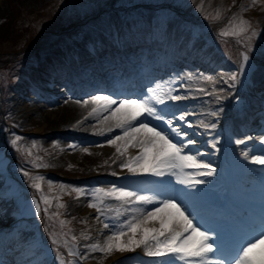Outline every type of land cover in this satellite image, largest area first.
Listing matches in <instances>:
<instances>
[{
  "label": "rangeland",
  "instance_id": "rangeland-1",
  "mask_svg": "<svg viewBox=\"0 0 264 264\" xmlns=\"http://www.w3.org/2000/svg\"><path fill=\"white\" fill-rule=\"evenodd\" d=\"M159 1L162 0H0V133L5 132V140L9 142L12 133L21 136L25 140H29L30 142L25 148L19 149V147L17 149L26 153H28L30 150L31 154L34 153L35 155H38V157H40V161L36 160L37 163H43L48 165V167L40 168L47 170L52 169L53 171H60L63 175L69 176L94 175L97 173H105L113 177L114 175H112V173H117L120 170V160H116V155H114L116 152L115 147L106 144L107 139H110L112 138V136L119 134V131H116L117 129H114L111 133L105 132L104 135L96 136V139L94 138L91 143L85 145V148L88 149V152H84L83 149H79L77 152V150H70L69 146L67 147V145H70V143L73 144V140L68 141L65 137L62 136H51L49 134L43 133L49 129L54 128H71V125L73 126L74 123H77L74 122L75 117L73 119H69L67 122L61 125L54 123L51 120L52 118H50V120L48 121V119L45 118L43 115H39L38 117H31V114L29 112H34L35 105L40 106V103H47L48 108L45 106H42V108L46 110L48 109L49 111L52 110V107L57 108L62 105L58 102L50 103V98L54 99L56 97H59L60 93H58L52 85L47 84V82L53 83V79H55V77L53 75V72L49 70L48 67H44V65L47 64V62L49 61L50 64H52L53 55H51V52L56 51L55 49H58V39L55 38V31L59 30L60 28H63V30L65 31H70L76 25H80L77 20L81 18L87 20L86 22H90L93 24L95 22H98L99 27L105 25L106 23L108 24L107 26H110V17H112L113 15L126 16L127 9L131 5L130 3L139 2L141 7L140 11L145 13V15L148 14V19H150L151 17L155 18V23L152 24V27L155 30L154 34L157 38L162 39L160 35H162V32L164 31L161 29H157L155 27V24H168V26H171L175 29L177 27H184L183 25H179L182 23L180 17L172 15L165 16L163 14V10L158 6H155L157 7L156 9L152 8L154 6L152 5V3L156 4ZM166 1L179 3L180 6H184V9H182L183 11L188 6L192 7V10L194 12L193 19L195 18L196 20L207 21L208 27L215 25L216 28H219V32L217 34H215V32L212 30L208 32V28L204 30L206 35L209 36L213 41H218L221 43L220 46L224 52H217L218 56L224 55L229 58L228 51H230L231 53L232 51H234L235 54H237L238 52L240 53V49H246V45H248L249 43V41H246L248 40L247 35L243 36L242 38L223 37L220 35L221 29L225 28V26L228 25L229 20H226L227 17H229V19H232L234 23H238L240 19L250 21L252 28L255 29L258 33H260L256 36L257 39L263 40V36L261 33L262 30L258 27L257 24L264 23V0H256V3L258 4V9L256 7L253 8V10H251V5L246 8H240V6L245 5L248 0ZM249 1H251L250 4H253V0ZM98 2L100 3L101 8L97 13L93 14L95 11V5ZM126 4L128 5L127 9L120 8L121 6H124ZM192 4L194 6H192ZM232 11H235V13H232ZM196 12H199V16H196ZM215 12L219 13V19H212V17L216 15ZM234 17L235 19H233ZM162 19L164 20L162 21ZM253 21H255L256 23H254ZM39 26L42 27V29L39 32H36L37 27ZM147 29L151 28L148 27ZM248 35H250V33ZM231 42L234 43L230 44ZM234 44L236 46V49L231 47V45ZM207 46L208 47L204 46L203 48H200L201 59L203 60L205 59V57L207 60L211 58L212 53L208 50L210 49L212 51L214 43L208 44ZM251 50L257 55L264 56L263 42L261 41L259 44H251ZM61 51L62 50H60L59 52ZM252 51H250V53ZM243 53L244 51L241 53V55ZM77 57L78 56H76V58ZM32 59L37 61L36 65L31 63ZM13 60H20V64L22 65V67H32L34 71L32 79H36L39 85H41L46 90L42 91L38 89L36 86L30 83V80L26 79V83L30 86L26 87L25 90L22 91V87L24 86V79H15L19 78L17 74H23L24 70L21 68L18 69V65L16 63H13L12 70L6 68V66ZM241 62L242 57L237 59L236 66H240ZM233 69H235V67ZM205 70L207 71L205 75L199 74V76H197L196 73V76L198 78L194 77V80H191V78L184 76V80L187 81L190 88H203L207 93L213 92L210 98L202 97V92H191L192 96L198 99L195 100V104H188V110L190 111V108H194L197 112L205 113V115H200L196 117L191 116L192 118L188 119L196 125L194 129H186L187 126L181 122V126L184 127L185 130L189 131L190 133L195 132L196 137L199 136L200 138L205 137L206 134H215V129H205L201 127V121L206 124L215 123L217 125V123H219L222 117L226 116L228 113H232L234 116L235 113H238V110L241 109V107L237 109L236 107L231 106L229 102L231 100H228L226 98L225 95L227 93L225 92V87L221 78V72H214V74L211 75V73H209L211 72V68L206 67ZM12 73L16 76L13 82L9 80V77ZM204 76H211L213 77V80H204ZM257 77L258 75L254 72L253 79H256ZM261 77L262 75H259V78ZM6 81H8V86L13 85L11 88L13 90H6ZM263 88L264 87H262V89ZM47 89H50L51 91ZM254 90L255 89L253 88L252 91L248 92V94H253L255 92ZM229 94H234L233 88L229 91ZM190 97L191 96H189L188 98ZM217 97H222V99L218 100ZM60 100L65 101L64 99ZM85 100H87V98H85ZM75 101H80L82 103V100ZM218 102H220L221 104L219 106H216V103ZM90 110L91 107H88L82 110L79 115H82V113L88 114ZM213 111H218V115L220 114V117H216L217 119L215 118V121L214 117L210 115V113ZM27 113L29 114V116L25 117ZM178 114L179 113H177V115ZM3 116L8 119V121H6ZM82 116V118L85 117L84 114ZM89 120L92 121L91 118ZM91 126L92 123H88L87 128L85 126H81V128L79 129H84V131H88V133H97L104 128L103 125L90 128ZM216 128L218 127L216 126ZM227 132L221 131L218 136L214 137L218 147L223 145L225 137H227V139H238L237 137H232L230 133ZM30 133H32L31 137L29 136ZM211 139L213 140V138ZM212 140L205 142V145L208 146L209 143L212 142ZM33 141H35V145L32 144ZM20 144L21 143H18L17 145ZM35 150H43L44 153L37 154ZM129 150H131L129 154H132V149ZM210 155L213 156L212 153H210ZM12 158L14 159L13 156ZM113 160H116V163H113ZM105 161H107V163H105ZM8 163L9 159L3 158L1 154L0 170H6ZM69 165H71V167H69ZM8 168H10V170L16 173L15 177L19 178L14 179L10 173L0 172V175L2 176H0V182L2 181L1 179H4L3 177L9 178L11 180L10 189L13 190V192L11 193V195L13 196V200L11 202L16 206L11 205L9 203L8 205H4L2 210H0V219L1 221L6 222L14 212L13 221L10 224L12 225V230L18 229L17 226L20 224L21 233L27 234L28 240L31 242L30 244L37 251L43 254V237L47 241V247L53 249L55 253L57 252V249L66 251L74 250L75 243H73L71 240V237L73 235L79 238V241L82 242L79 243L81 245H84L86 243H89L90 245L97 242L103 244L105 239V232H98V229L101 226L100 221H97L96 219L98 213L95 214L94 209L88 207V204L92 199L86 201V199H82L81 197L77 198L76 196L75 200L78 202H82V204H75L73 201L69 200L71 194L67 193L71 192L70 189H67L63 192H61L60 190L54 191L53 188L49 190L48 186L41 184L45 195H48L50 197L58 196L60 202L64 203L66 207L64 209H58L56 207L57 201L54 202L53 199L52 204L48 208L47 213L44 212L43 215H36V203L41 202L40 207L42 206L43 209L46 206L44 205L43 201L38 197L35 198L29 195L30 189L29 187H26L24 185V182L28 179H22L23 175L20 173L22 172V170L17 165H12L10 167L8 165ZM46 175H48L49 177L52 176L51 174ZM209 180L210 178L206 179V181ZM109 182H113V179H109L107 183ZM27 183L29 185H32L31 181H27ZM72 186L78 187L76 185ZM130 190L136 191L131 188ZM138 190H140V188H138ZM7 191H9V187ZM36 194L41 196V193L37 190L36 193H33V195ZM28 201L31 202V205L28 206L30 209L27 212L22 213V210L24 209V204ZM105 205V208H107L109 212L115 213L114 210L119 207V202L114 200H106ZM144 207L151 208L152 206L148 205ZM57 211H59L61 215L59 217H54L53 214ZM121 211H123V209H121ZM72 214L79 216L78 218L83 216L81 220L73 222V226L76 227L78 224L86 225L87 228L83 227V229L85 230L82 234L88 235V239H84L82 234H77L75 233V231H67L65 225L61 226L60 220H64V218L71 219V217H68L67 215L72 216ZM12 230L10 232H12ZM53 236L58 240L57 245L51 244V239ZM66 241L67 246H65ZM81 247L82 246L75 249L74 251L78 253V255L76 256L79 259L80 256L85 257L84 259H80V261L84 264H115V258H118L121 254H123L118 251H114L112 254L106 255L105 253H101L99 251H90L85 247H83L84 249H81Z\"/></svg>",
  "mask_w": 264,
  "mask_h": 264
},
{
  "label": "snow or ice",
  "instance_id": "snow-or-ice-1",
  "mask_svg": "<svg viewBox=\"0 0 264 264\" xmlns=\"http://www.w3.org/2000/svg\"><path fill=\"white\" fill-rule=\"evenodd\" d=\"M255 2L256 0H253V3ZM212 19H219V13ZM259 34L252 28L250 21L244 19H240L238 23L229 20L228 25L221 29L220 35L223 37L242 38L247 35L249 43L242 54L241 71L244 70L246 64L251 66L249 55L251 40ZM239 74L231 73L228 79L235 82ZM183 76L192 78L194 74L189 72L184 73ZM181 79L182 76L177 74L169 81L156 82L155 86L148 87L147 93L141 95L139 99H115L112 95L97 94L82 102V106L92 105L88 113L89 117H102L105 123L111 121L107 127L97 133L98 135H104L105 132L111 133L114 129L120 130L119 135L107 139V144L115 147L114 155H116V160H120L121 169L132 175L149 174L163 178L149 182L151 188L147 191L153 194H146L140 190L133 191L127 185L117 186L116 184H112L107 189L102 187L92 189L93 199L88 207L95 209L98 213L97 221L105 215L106 200L119 202V207L114 210L115 218L119 219L124 216V219L119 224L103 223V229H112L111 234L105 238L103 244L97 242L84 247L106 255L114 251L127 253L142 249L145 256L154 258L151 264H179V262L182 264H264V229L255 231L238 244L225 247L221 244L218 232L205 225L200 212L194 207L192 198L194 194L202 190L197 186L206 184L207 181L203 178L212 176L216 169L211 163L205 162L203 159L205 153L200 152L198 148H190L198 143L196 139L191 138L195 132L190 133L185 130L181 122L188 129H194L196 125L187 119L192 113L181 111L175 105L168 103L187 99V96L174 93L182 88H189L191 91L189 85L181 83L176 87H168L167 91L162 90V83L175 84ZM203 79L212 81L213 77L204 76ZM196 91L211 95L203 88L196 89ZM217 99H222V97H217ZM76 103L81 102L76 101ZM210 115L217 116L218 111H213ZM200 126L205 129H215L217 125L201 121ZM252 139L254 138L248 136L244 140L237 139L235 143L241 145L245 144L246 140ZM21 140V136L15 135L10 143L15 147ZM216 146L217 142L213 138L211 147L216 149ZM69 147L75 148L76 145H69ZM129 149H138V151L133 155L129 154ZM257 150L264 152V135L259 137ZM83 151L88 152V149L84 148ZM28 154L31 155L30 150ZM242 155L245 159L250 157L255 164L264 165V155L250 156L249 151H243ZM116 160L112 162L116 163ZM31 163L37 168L48 167L47 164L37 163L36 160H32ZM23 174L30 177L28 171H23ZM112 175L115 176L118 173L113 172ZM32 179V187L41 193L39 199L46 206L43 209L45 213L48 212L53 199L57 201L58 209L66 207L60 202L58 196L50 197L44 194L40 183L44 181V176L37 175ZM48 186L51 190L53 186L51 180L48 181ZM58 187L61 192L70 189L71 192L76 193L77 198L88 194L84 188L70 184H60ZM189 189H196V191L191 192L188 191ZM148 205L152 207L150 209L144 207ZM41 211L40 204L36 203V215H40ZM60 215L59 211L53 214L54 217ZM68 223L66 220H60L61 226ZM213 233L216 234V239H213ZM82 235L84 239L89 238L88 235ZM71 240L75 243L77 237L73 235ZM51 244H58L54 236ZM65 246H67V241ZM56 251L59 253V249ZM68 254L78 255L72 250ZM84 258L80 256V259ZM56 259L60 261V264H67L66 261L60 259L59 254ZM38 264H50V262L41 261Z\"/></svg>",
  "mask_w": 264,
  "mask_h": 264
},
{
  "label": "bare ground",
  "instance_id": "bare-ground-1",
  "mask_svg": "<svg viewBox=\"0 0 264 264\" xmlns=\"http://www.w3.org/2000/svg\"><path fill=\"white\" fill-rule=\"evenodd\" d=\"M149 20L146 22V26L141 30L143 33L147 34L149 31H153V29H147L148 26L150 25L149 24ZM87 53L84 52V49L82 50V52L80 53V58L81 57H84ZM24 94V93H23ZM26 97V96H25ZM65 97L62 96V99H64ZM34 99V98H33ZM61 98L59 97L58 99H56L54 102L52 103H56V102H59L60 104V107L57 109V108H53L52 110H46V109H43L41 106L39 105H35V111L34 112H29L31 114V117L33 116H36L38 117L39 115H43L45 118L48 119V121L50 120V118H52L51 120L56 123V124H63L65 122H67L69 119H73L74 117V120H77L79 117H80V112L82 110H84L87 106H82V103H76L75 100H71V99H65L66 101H62L60 100ZM133 99H139V97H133ZM39 101V100H38ZM49 102V101H48ZM83 102V101H82ZM23 104V103H22ZM21 104V105H22ZM42 103H40L41 105ZM47 104V103H46ZM20 105V103H19ZM58 106V105H56ZM29 114L27 113L25 117H28ZM83 117V116H82ZM46 119V120H47ZM96 122L93 123V126L97 125V124H100V125H104L105 127H107L108 123H111V121L105 123L102 121V117L99 119V121L95 120ZM77 122V121H76ZM91 123V122H89ZM50 124V123H49ZM75 124V123H74ZM72 126V125H71ZM85 126V125H83ZM89 129V128H88ZM84 131V129H83ZM88 132V131H87ZM91 132V131H90ZM251 135H255V134H251ZM108 136V135H107ZM106 136V137H107ZM43 139V138H42ZM48 139V138H47ZM102 141V140H101ZM108 145V144H106ZM108 148V147H107ZM67 157V156H66ZM93 171V170H92ZM91 171V172H92ZM174 178V177H173ZM172 178V179H173ZM160 179H163V178H158L156 177V180H160ZM114 182V181H113ZM76 208V207H75ZM73 210V209H72ZM81 210V209H80ZM83 210V209H82ZM76 211V210H75ZM74 212V211H73ZM79 212V210H78ZM84 212V211H83ZM84 214V213H83ZM86 214V213H85ZM90 214V213H89ZM82 215V214H81ZM105 240V239H104ZM96 255V254H95ZM99 258V257H98ZM113 258V257H112ZM116 259V258H115ZM115 262V261H114ZM93 264V263H92Z\"/></svg>",
  "mask_w": 264,
  "mask_h": 264
}]
</instances>
